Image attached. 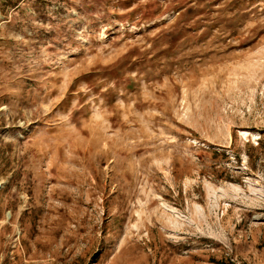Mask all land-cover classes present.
<instances>
[{"label": "rangeland", "instance_id": "obj_1", "mask_svg": "<svg viewBox=\"0 0 264 264\" xmlns=\"http://www.w3.org/2000/svg\"><path fill=\"white\" fill-rule=\"evenodd\" d=\"M0 264H264V0H0Z\"/></svg>", "mask_w": 264, "mask_h": 264}]
</instances>
